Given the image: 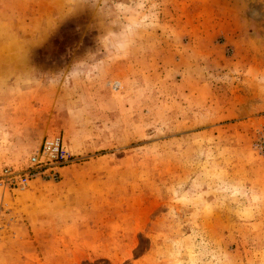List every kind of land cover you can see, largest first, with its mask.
Listing matches in <instances>:
<instances>
[{
    "label": "rangeland",
    "instance_id": "1",
    "mask_svg": "<svg viewBox=\"0 0 264 264\" xmlns=\"http://www.w3.org/2000/svg\"><path fill=\"white\" fill-rule=\"evenodd\" d=\"M0 264H264V0H0Z\"/></svg>",
    "mask_w": 264,
    "mask_h": 264
},
{
    "label": "built area",
    "instance_id": "2",
    "mask_svg": "<svg viewBox=\"0 0 264 264\" xmlns=\"http://www.w3.org/2000/svg\"><path fill=\"white\" fill-rule=\"evenodd\" d=\"M70 156L60 137L47 138L31 155L26 168L18 170L9 165H0L1 193L24 188L34 178L45 175L49 169L54 170L52 177L55 178L57 169L69 162Z\"/></svg>",
    "mask_w": 264,
    "mask_h": 264
}]
</instances>
